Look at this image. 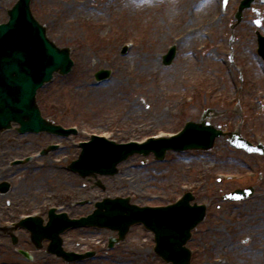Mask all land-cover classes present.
Here are the masks:
<instances>
[{
	"label": "rangeland",
	"instance_id": "obj_1",
	"mask_svg": "<svg viewBox=\"0 0 264 264\" xmlns=\"http://www.w3.org/2000/svg\"><path fill=\"white\" fill-rule=\"evenodd\" d=\"M16 1L0 4V23L7 21V10ZM183 1H30L47 37L59 47H69L73 60L70 72L55 73L38 90L37 102L45 117L75 125L79 132L66 139L44 132H2L0 164L49 143L60 142L67 149L42 157L44 168L30 162L15 170L11 191L0 196V208L7 206L5 197L20 201L24 196L29 202L0 209V226L14 217L9 212L19 208L28 212L45 194L67 192L80 199L129 196L142 206L165 205L190 190L195 201L207 207L187 242L191 263L264 264V154H248L219 137L209 150H168L161 161L149 155L142 162L143 157L134 154L113 175L81 178L66 168V156L76 151L75 143L92 133L118 142L142 140L159 132H176L186 121H199L208 108L214 126L237 130L251 142L264 144V61L256 50L255 13L244 10L236 23L240 0H226L224 7L223 0H204L196 8L184 6ZM253 6L264 17V3L255 0ZM183 23L201 25L202 30L185 38L180 31ZM259 30L264 34V18ZM173 43L176 55L164 66L162 55ZM124 44L129 49L122 55ZM101 68L110 69L111 75L97 83L93 74ZM248 185L255 190L249 198L222 199L224 193ZM91 208L79 206L73 215ZM17 233L18 243L29 250L33 262L14 252L6 231L0 230V264H15L14 259L16 264H170L154 253L153 233L141 224L131 226L124 240L110 249L109 229L66 231L65 248L96 251L94 257L73 263L36 250L24 229Z\"/></svg>",
	"mask_w": 264,
	"mask_h": 264
},
{
	"label": "water",
	"instance_id": "obj_2",
	"mask_svg": "<svg viewBox=\"0 0 264 264\" xmlns=\"http://www.w3.org/2000/svg\"><path fill=\"white\" fill-rule=\"evenodd\" d=\"M30 0H18L8 11L9 20L0 24V131L10 128L11 122H17L20 132L41 130L54 132L60 129L41 117L36 104L35 94L39 87L52 78L55 71L67 73L72 60L69 58V48H59L45 34V28L31 15ZM252 0H242L236 18H242V11L250 6ZM257 25L260 20L256 21ZM258 52L264 58V37L258 33ZM172 47L163 56V63L169 64L174 56ZM109 71L100 70L95 76L102 79ZM206 114H204L205 116ZM206 121L187 122L183 130L175 137L161 142L148 141L144 144H115L105 139H94L83 144L79 160V172L83 175L91 172L114 173L115 165L134 152L144 155L153 151L158 158L163 157L168 148L208 149L217 136L222 135ZM230 141L247 151L264 152L262 147H254L243 140L239 134L230 133ZM252 188L240 189L224 195L225 198L242 199L252 194ZM194 197L186 193L177 203L164 207H137L129 204L128 198L122 200L107 199L97 203L93 214L78 220L67 221L64 217H51L48 226L40 232L39 223L28 225L33 239L47 237L51 240L50 251L63 256L67 260L82 258V255L66 253L61 248L62 240L59 233L71 225H97L117 229L122 239L129 227L142 222L155 234V251L166 261L173 264H190V250L184 246L190 237L191 229L205 215L204 205H191ZM112 245V243H110ZM91 253H87L86 256Z\"/></svg>",
	"mask_w": 264,
	"mask_h": 264
},
{
	"label": "bare ground",
	"instance_id": "obj_3",
	"mask_svg": "<svg viewBox=\"0 0 264 264\" xmlns=\"http://www.w3.org/2000/svg\"><path fill=\"white\" fill-rule=\"evenodd\" d=\"M4 0H0V4L3 3ZM202 1L204 0H184V6H188L190 4H192V7H197ZM201 25L195 26V25H189L187 23H183V25L181 26V32H183V36L189 37L190 35L194 34V33H198L201 32L202 28Z\"/></svg>",
	"mask_w": 264,
	"mask_h": 264
},
{
	"label": "flooded vegetation",
	"instance_id": "obj_4",
	"mask_svg": "<svg viewBox=\"0 0 264 264\" xmlns=\"http://www.w3.org/2000/svg\"><path fill=\"white\" fill-rule=\"evenodd\" d=\"M0 174H3L2 176L0 175V177L1 178H11L12 176H15V174H16V171L15 170H13V171H9L8 173H6V175H5V173H3V172H1L0 171ZM12 187V186H11ZM21 188H23V187H21ZM24 189V188H23ZM11 191V190H10ZM1 195V194H0ZM21 197V196H20ZM20 197H19V200H21V201H23V200H26L27 198H25L24 196H22L21 197V199H20ZM14 200L16 201V199L14 198ZM46 200V195H44L42 198H41V202H40V204H42L44 201ZM14 201V202H15ZM2 229V228H1ZM2 230H5V229H2ZM11 233V232H10ZM10 235V234H9ZM18 241H19V239H18ZM19 247H21V248H23L24 246H23V244H19L18 245ZM12 248V250H15V251H17V247L16 246H12L11 247ZM40 251H42V250H40Z\"/></svg>",
	"mask_w": 264,
	"mask_h": 264
}]
</instances>
